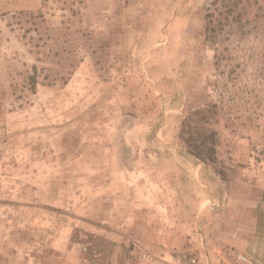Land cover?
Returning <instances> with one entry per match:
<instances>
[{"label": "rangeland", "instance_id": "rangeland-1", "mask_svg": "<svg viewBox=\"0 0 264 264\" xmlns=\"http://www.w3.org/2000/svg\"><path fill=\"white\" fill-rule=\"evenodd\" d=\"M0 264H264V0H0Z\"/></svg>", "mask_w": 264, "mask_h": 264}, {"label": "trees", "instance_id": "trees-1", "mask_svg": "<svg viewBox=\"0 0 264 264\" xmlns=\"http://www.w3.org/2000/svg\"><path fill=\"white\" fill-rule=\"evenodd\" d=\"M212 38H214V36H212ZM191 119H192V118H190V120H191ZM213 136H214V132H212V133L210 134V136H208V137H209V138H213ZM205 145H206L205 141H203V142L200 143V144H197V143L193 142V146H194V148H195L196 150H198L199 152L202 151L201 149H205ZM208 151H209V152H214L215 149H214L213 147H211V148L209 147ZM203 154H204V150L202 151V153H201L200 155L203 156ZM200 158H201V156H200Z\"/></svg>", "mask_w": 264, "mask_h": 264}]
</instances>
